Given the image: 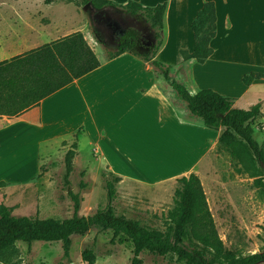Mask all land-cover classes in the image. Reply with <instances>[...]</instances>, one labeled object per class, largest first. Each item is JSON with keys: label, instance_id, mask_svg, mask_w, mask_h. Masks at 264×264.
Segmentation results:
<instances>
[{"label": "crops", "instance_id": "obj_1", "mask_svg": "<svg viewBox=\"0 0 264 264\" xmlns=\"http://www.w3.org/2000/svg\"><path fill=\"white\" fill-rule=\"evenodd\" d=\"M112 1L119 4L137 1L144 6L167 2L163 44L156 57L171 48L178 65L183 66L191 61L189 72L182 67L190 82L198 80L193 72L197 66L200 81L205 86L203 88H212L224 95L226 91L222 82L227 85L238 83L244 92L264 86V78L256 79L250 85L243 82L246 74L264 73V0ZM207 1H214L216 6L217 30L210 43L213 53L204 63L184 60L181 51L192 52L195 48L191 24ZM61 4L72 5L81 16L79 27L59 30L54 13ZM76 8L73 2L62 0H0V61L74 31L86 33L88 24L82 20ZM168 65L172 73L176 65ZM258 101L264 105V97ZM182 104L176 91L150 61L142 60L129 51L124 52L44 98L39 105L19 116L0 117V140L5 133L18 132L23 136L17 142L28 144L24 152H17L19 147H16L15 139L6 145L0 141V166L9 164L11 160L14 164L18 161V165L34 160L30 157L31 151L40 153L41 146L51 139H64L72 135L78 139L79 135L95 131L99 137H106L111 145L131 140L135 144L133 136L138 131L152 130L162 139L156 148L160 153H165L166 146H186L189 150L191 146L194 147L196 152L185 171L180 161H174L170 172H165L167 163L164 162L157 167L164 169L163 172L148 169L140 175L126 171L121 161L114 155L111 157L108 151H104L102 156L104 163L97 165L121 177V182H141L146 185H160L192 172L198 174L209 148L219 141L220 130L214 129L212 138L207 135L202 137L203 123L191 117L184 105L188 113L186 116ZM113 131L116 133L113 134ZM32 140H35L34 144ZM207 141H210L209 146ZM95 152L100 151L96 148ZM77 153L78 149L76 156ZM19 154H23V157H17Z\"/></svg>", "mask_w": 264, "mask_h": 264}, {"label": "rangeland", "instance_id": "obj_2", "mask_svg": "<svg viewBox=\"0 0 264 264\" xmlns=\"http://www.w3.org/2000/svg\"><path fill=\"white\" fill-rule=\"evenodd\" d=\"M62 1L73 2L76 5L82 20L88 24L85 33L87 41L98 57L106 61L109 51L116 49L119 44L100 32L98 23L90 14L91 7L85 10V3L82 0ZM125 14L138 20L147 33L146 37L138 42L136 50L140 53L148 52L149 47L155 43L154 30L143 18L126 12ZM54 19L59 30L73 29L81 25V16L75 12L72 5L61 4L54 13ZM157 58L166 64L176 65L171 75L185 84L191 92L205 87L200 81L197 66L193 72L198 80L189 81L182 67L189 72L191 61L183 66L178 65L171 48ZM221 85L226 91V96L238 98L235 106L239 108L248 109L259 102L260 97H264V86L244 92V88L235 82L228 85L222 82ZM181 101L184 103L182 108L185 115L188 116L186 103L182 99ZM262 108L264 111V105ZM191 117L201 121L192 115ZM201 128H203L202 137L207 135L208 138H212L214 129L204 125ZM254 128L255 138L264 149V116L255 122ZM22 136L23 134L18 132L8 135L5 133L0 141L6 145L14 139L17 142ZM133 138L135 144L131 140L127 143L111 145L106 137L101 138L95 131H91L88 135H79L78 139L76 135L64 139H51L41 146L40 153L31 151L30 157L34 160L20 165L18 161L14 164L11 160L9 164L0 166V204L13 207V212L17 215L64 219L74 213V201L69 194L73 191L80 199L79 213L91 215L106 207L108 203L106 177L114 179L107 169L97 165L104 163L102 157L104 151H108L111 157L114 155V158L119 159L126 171L140 175L146 173L148 169L163 172L164 169L157 167L162 166L164 162L167 163L165 172H170L174 161H180L185 171L196 152L193 146L190 150L185 148L186 146H166L165 153H160L156 148L157 143L162 139L152 130L138 131ZM32 143L34 144L35 140H32ZM73 143L77 144L78 153L74 158L70 184L67 185L64 179L65 157ZM209 144L210 141H207L208 146ZM16 147H19L17 152H24L28 149V144L17 142ZM96 148L101 153H96ZM19 156L23 157V154L17 155ZM97 157L100 159H96ZM200 165L198 174L227 251L244 255L264 252V187L255 184V178L249 175L225 144L216 142L209 148L207 158L204 157ZM178 178L160 185L119 180L116 182L118 195L115 201L118 212L140 218L155 229L166 230L169 225L168 213L175 205V191L180 185ZM113 237V230L104 231L99 228H91L85 235H73V244L68 257L64 255L61 241H35L31 248L26 242L19 241L16 243V250L0 257V264H88L82 257L85 248L95 250L97 254L95 264H132L133 245L130 240L124 241L121 236L114 239ZM192 246L204 250L207 257H214V254L209 249H204L200 243L194 241ZM141 258L142 264H186L171 254L166 258H160L145 251Z\"/></svg>", "mask_w": 264, "mask_h": 264}, {"label": "trees", "instance_id": "obj_3", "mask_svg": "<svg viewBox=\"0 0 264 264\" xmlns=\"http://www.w3.org/2000/svg\"><path fill=\"white\" fill-rule=\"evenodd\" d=\"M51 2V0H47ZM91 2L97 9L119 7L126 13L143 18L154 30L155 43L146 53L136 50L138 42L147 35L137 27L130 28L122 37L119 46L109 51L106 61L124 52L150 61L176 94L185 101L190 115L201 120L203 125L220 130L219 143L225 144L240 161L242 167L255 178L257 186L264 187V149L255 138V122L264 116L261 101L250 108L235 106V98L226 96L212 88L191 92L182 82L171 76V66L156 56L163 44L167 2L144 6L137 1L119 4L112 0H82ZM217 15L214 1L204 3L191 24L195 36L192 52L182 50L184 60L204 63L213 53L211 41L216 35ZM102 61L87 41L83 31L78 30L56 40L45 43L20 55L0 61V117L19 116L39 105L41 101L76 79L100 67ZM264 78V73L251 72L243 77L250 85ZM77 144L73 143L66 153L64 179L70 184L74 170ZM114 179L106 177L108 203L105 208L91 215H81L80 199L70 191L74 201L72 216L58 219L42 218L38 215H17L13 207L0 204V257L16 250V243L26 242L31 248L35 241H61L64 255L70 256L73 235H85L91 228L113 230L114 237L121 236L133 245L132 264H142V253L166 258L177 256L186 264H259L264 262V252L235 254L228 252L220 237L207 194L200 176L192 172L178 178L175 205L168 213V228L155 229L140 218L119 213L115 201L118 190L116 182L121 177L110 172ZM188 240V242H186ZM194 241L209 249L214 257H207L204 250L193 247ZM82 257L88 264H95L97 254L85 248Z\"/></svg>", "mask_w": 264, "mask_h": 264}, {"label": "flooded vegetation", "instance_id": "obj_4", "mask_svg": "<svg viewBox=\"0 0 264 264\" xmlns=\"http://www.w3.org/2000/svg\"><path fill=\"white\" fill-rule=\"evenodd\" d=\"M106 11L107 14H104V16L99 18L96 22L98 23L100 32L103 33L106 38L112 39L113 42L120 44L122 37L132 27H137L145 31L138 20L129 17L121 9L110 7L106 8Z\"/></svg>", "mask_w": 264, "mask_h": 264}, {"label": "water", "instance_id": "obj_5", "mask_svg": "<svg viewBox=\"0 0 264 264\" xmlns=\"http://www.w3.org/2000/svg\"><path fill=\"white\" fill-rule=\"evenodd\" d=\"M88 7H91L90 14L93 15L92 19L95 21L104 16V14H107L106 8L97 9L92 5L91 2L86 3L84 9L88 10Z\"/></svg>", "mask_w": 264, "mask_h": 264}]
</instances>
